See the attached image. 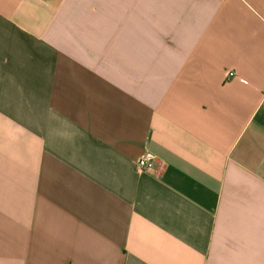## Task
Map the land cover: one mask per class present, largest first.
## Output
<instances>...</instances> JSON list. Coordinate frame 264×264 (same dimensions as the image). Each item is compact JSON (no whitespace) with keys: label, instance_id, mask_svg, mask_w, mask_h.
<instances>
[{"label":"crops","instance_id":"obj_1","mask_svg":"<svg viewBox=\"0 0 264 264\" xmlns=\"http://www.w3.org/2000/svg\"><path fill=\"white\" fill-rule=\"evenodd\" d=\"M0 264H264V0H0Z\"/></svg>","mask_w":264,"mask_h":264},{"label":"built area","instance_id":"obj_2","mask_svg":"<svg viewBox=\"0 0 264 264\" xmlns=\"http://www.w3.org/2000/svg\"><path fill=\"white\" fill-rule=\"evenodd\" d=\"M234 72H228L227 77H234ZM139 169L142 172H154L159 175L162 171V163L159 162L157 156L152 153H147L138 160Z\"/></svg>","mask_w":264,"mask_h":264}]
</instances>
